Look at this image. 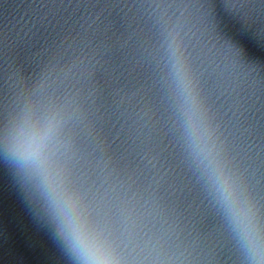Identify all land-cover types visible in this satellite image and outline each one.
<instances>
[{"label":"clouds","instance_id":"9594fccd","mask_svg":"<svg viewBox=\"0 0 264 264\" xmlns=\"http://www.w3.org/2000/svg\"><path fill=\"white\" fill-rule=\"evenodd\" d=\"M169 47L174 93L189 157L201 172L247 264H264V225L254 203L242 194L237 180L225 167L205 126L196 84L180 45L173 39ZM62 127L63 117L56 107H29L6 126L0 155L40 201L48 222L54 226V238L72 264H157L158 257L147 246L140 256H133L122 234L94 217L83 196L70 185L60 159Z\"/></svg>","mask_w":264,"mask_h":264},{"label":"water","instance_id":"95a60500","mask_svg":"<svg viewBox=\"0 0 264 264\" xmlns=\"http://www.w3.org/2000/svg\"><path fill=\"white\" fill-rule=\"evenodd\" d=\"M264 225V187L242 193ZM127 250L140 256L147 246L157 264H247L240 245L215 202L117 230ZM0 264H72L63 247Z\"/></svg>","mask_w":264,"mask_h":264}]
</instances>
